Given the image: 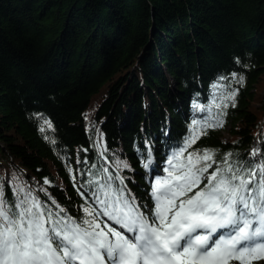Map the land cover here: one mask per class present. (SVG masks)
<instances>
[{
	"label": "trees",
	"instance_id": "obj_1",
	"mask_svg": "<svg viewBox=\"0 0 264 264\" xmlns=\"http://www.w3.org/2000/svg\"><path fill=\"white\" fill-rule=\"evenodd\" d=\"M263 77L264 0H0L5 194L12 198L21 184L53 211L52 200L80 217L85 198L77 189L85 191L93 177L103 183L100 169L107 168L140 205L151 206L147 150L160 168L191 121L209 115L194 104L212 107L213 118L226 115L223 127L208 128L188 152H214L213 168L227 153L259 161L264 94L256 91ZM232 91L235 107L224 101ZM117 160L129 167L117 169Z\"/></svg>",
	"mask_w": 264,
	"mask_h": 264
},
{
	"label": "snow or ice",
	"instance_id": "obj_2",
	"mask_svg": "<svg viewBox=\"0 0 264 264\" xmlns=\"http://www.w3.org/2000/svg\"><path fill=\"white\" fill-rule=\"evenodd\" d=\"M243 80L241 76L237 82ZM236 95L232 91L224 101L235 107ZM213 106L221 108L215 102ZM193 109L209 115L191 121L182 146L167 156L165 175L150 182L151 206L140 205L124 178L113 176L107 168L100 169L103 183L93 177L81 186L85 191L77 189L85 198L80 217L68 215L54 200L57 210L53 211L21 184L12 187L9 198L0 182V264H252L264 260V157L233 161V154L227 153L213 168L214 152H188L208 128L223 127L226 115L221 111L213 118L212 107L199 104ZM44 125L52 128L49 120ZM259 154L257 148L250 156ZM151 163L149 148L143 168ZM116 167L129 165L117 160ZM117 180L119 185L114 187ZM89 188L91 194L86 196Z\"/></svg>",
	"mask_w": 264,
	"mask_h": 264
},
{
	"label": "rangeland",
	"instance_id": "obj_3",
	"mask_svg": "<svg viewBox=\"0 0 264 264\" xmlns=\"http://www.w3.org/2000/svg\"><path fill=\"white\" fill-rule=\"evenodd\" d=\"M258 94H264V77L260 80L257 86L256 96ZM254 104H258V103H254ZM221 134L224 138H227L229 136L227 129H222Z\"/></svg>",
	"mask_w": 264,
	"mask_h": 264
}]
</instances>
